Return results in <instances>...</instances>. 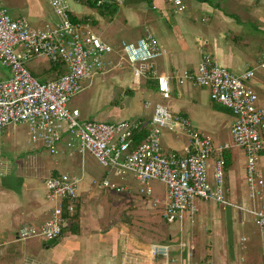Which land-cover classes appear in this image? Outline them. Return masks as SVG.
<instances>
[{
    "label": "built area",
    "instance_id": "1",
    "mask_svg": "<svg viewBox=\"0 0 264 264\" xmlns=\"http://www.w3.org/2000/svg\"><path fill=\"white\" fill-rule=\"evenodd\" d=\"M49 3L55 22L34 27L27 20L13 19L0 1V64L10 71L8 79L0 80V139L8 127L25 125L30 142L42 144L53 156L60 153L64 143L67 149H76L81 155L90 153L108 173L117 177L131 174L143 187L141 194L145 197L153 195L152 181L164 184L162 218L166 223H176L186 216L190 227L196 230L201 217L199 204L214 202L253 216L264 240V177L258 169L260 159L264 158V109L248 85L256 71L264 69V54L255 68L238 75L202 52L196 71H185L178 79L180 85L190 82L209 89L211 100L235 117L230 144L214 145L208 137L191 129L185 117L162 104L154 106L148 126L141 119L113 123L85 121L81 120L79 110L68 108V103L84 90L83 82L92 81L123 62L132 69L135 82L139 83L141 78L154 80L160 96L170 99L171 78L152 68L165 51L148 29L135 42L108 44L81 22L72 20L66 0ZM174 3L176 13L187 10L180 0ZM36 59H45L51 65L63 64L66 72L57 80L40 82L27 67ZM115 59L119 62L115 63ZM163 131L185 137L188 142L182 150L165 152ZM144 132V140L136 144L137 136ZM234 147L246 155L250 209L233 204L225 196L224 154ZM1 159L0 148V165ZM81 182V177L69 174L46 179L45 198L53 205L52 216L40 225H23L16 240L38 238L46 244L56 242L77 209ZM100 187L126 191L108 180ZM125 241L128 245L125 264H157L160 257L170 258L168 245H133ZM185 246L189 255L196 253L193 243Z\"/></svg>",
    "mask_w": 264,
    "mask_h": 264
},
{
    "label": "crops",
    "instance_id": "2",
    "mask_svg": "<svg viewBox=\"0 0 264 264\" xmlns=\"http://www.w3.org/2000/svg\"><path fill=\"white\" fill-rule=\"evenodd\" d=\"M0 1L13 19L27 20L34 27L55 22L49 0ZM66 1L71 17L108 44L115 45L120 39L135 42L144 36L146 28L150 29L159 41L165 55L155 61L152 68L158 74L171 78L172 93L170 99L164 100L157 91L156 82L150 81V87L156 92L151 95L156 99L157 95L161 98L144 106L145 110L151 112L149 116L141 118L147 126L154 106L162 104L173 113L185 117L191 129L201 136L208 137L214 145L229 144L235 117L227 109L212 102L209 89L202 88L207 91L205 102H208L202 105L200 100L203 92L198 89L201 87L190 82L180 85L178 79L185 71H196L202 52L212 55L234 74L240 75L255 68L264 54V0H180L190 10V19L184 12H175V0ZM78 4L90 12L89 16L82 20L70 10V5L78 9ZM121 16L125 21H122ZM196 16L200 17L203 24L208 23V26L195 23ZM162 20L168 24L167 27ZM38 60L28 63L27 67L32 75L35 73L41 77L47 68L37 66ZM9 77V69L0 64V80ZM248 85L257 94L259 106L264 109V69L257 70ZM175 97L181 105L173 101ZM209 100L212 108L209 107ZM204 106L206 108H203ZM183 107L187 111H183ZM16 126H12L13 132L16 131ZM8 129L9 127L0 139V148L7 145L5 136ZM224 132L229 135L228 140H222ZM180 138L182 136L163 131L164 151L182 150L187 143L179 145L175 139ZM62 145L64 143L60 148ZM238 150L241 152L238 153ZM36 156L37 159L39 155ZM226 158L229 163L228 167L224 166L225 196L233 204L250 209L252 203L246 183V155L242 149L234 147L226 152ZM38 161L39 167L44 170L41 160ZM237 161L242 162L245 167L241 175L235 166ZM210 164L213 166L214 160ZM258 169L264 177V158L260 159ZM24 175L22 178H16L10 171L0 169V264H125V253L126 249L128 250L125 240L133 245H168L170 258L167 260L160 257L157 264H264V240L259 234L254 217L244 211L214 202H203L205 205L201 210L202 217L196 230L190 227L185 216L173 224L164 221L168 235L163 228L159 233L144 232L142 238L146 242H140L136 239L134 241L127 224L122 225L127 228H120L121 221L111 218L104 220L106 217L102 209L94 212L92 208L91 211L90 205L87 206L88 203L80 199V202H77L79 233L73 234L68 225L60 240L52 246L45 244L42 247L35 242L38 240L44 243L38 238L27 240L21 246V242L16 240L18 230L25 224L40 225L46 222L51 218L53 208L45 198L46 179H39L37 183ZM57 175L60 173L53 170L49 177ZM210 178L212 179V169ZM81 179L83 182L84 176H81ZM82 182L78 198H82L85 192L90 198L93 197L90 189H82ZM157 229L155 227L154 230ZM190 242L196 249V253L192 255H189L185 246Z\"/></svg>",
    "mask_w": 264,
    "mask_h": 264
},
{
    "label": "rangeland",
    "instance_id": "3",
    "mask_svg": "<svg viewBox=\"0 0 264 264\" xmlns=\"http://www.w3.org/2000/svg\"><path fill=\"white\" fill-rule=\"evenodd\" d=\"M197 1L200 2L201 0ZM184 2L186 1L184 0ZM78 7L77 9L76 7L74 8V5H70V10L74 16L81 20L89 16L90 12L84 9L81 4H78ZM155 14L160 17L159 14ZM184 14L190 19V15H188L190 14L189 9H187ZM122 19V21H125L124 17H122ZM162 22L165 27H167L168 24L165 20H162ZM195 23L205 27L208 26V23L203 24V22H201L199 16L195 17ZM95 30H98L97 27H95ZM121 41V39L118 40L115 45H118ZM37 62V66L47 69L42 73L44 75L41 77L36 76L35 73H33V75L35 74L34 76L38 78L40 82H44L47 78L50 79L52 77V72L49 71L51 67L50 63L45 59H39ZM118 62L119 60L115 59V63ZM150 81L151 80L141 78L139 83L135 82L132 69L127 63L123 62L119 67L105 74L97 75L92 81L83 82L84 90L70 100L68 108L71 110H79L81 120L85 121L92 120L109 123L124 120L135 121L149 116L151 112L145 110L144 106L147 103L152 104L157 102L160 100L159 98H161L157 95L158 99H156V97L151 95L154 89L150 87ZM132 86L139 87V89H133ZM198 89L203 92L200 103L202 105L204 103L208 104L207 101L205 102L207 91L202 88ZM173 101L176 102L177 105H181L176 97ZM209 104V107L212 108L210 100ZM219 107L225 109L222 106ZM183 108V111H187L185 107ZM203 108H206V106ZM15 128L16 131L13 132V127H9L7 135L5 136L7 145L1 148L2 168L0 169L10 171L16 178H22L25 176L24 174H26L27 177L37 183H39V179L50 178L49 175L53 170L60 174H69L79 177L84 176L82 189H90L93 197L90 198L85 192V195H83L82 198H78L76 203L78 200L80 202V199H82L88 203L87 206L90 205L91 211L94 209L95 212L102 209L106 217L104 220L111 218L121 221L120 228H127L126 226H122L123 224H127V229L133 236L134 241L139 240L140 242H146L142 238L144 232L153 234L159 233V231L161 232V228H163L165 234L168 235L166 224L162 218L166 196V187L164 184L159 181H152L150 187L152 188L153 195L151 198L145 197L141 194L143 187L139 182L133 179L131 174L117 177L113 173H108L90 153L87 152L81 155L76 149H67L65 145H62L60 153L57 156H53L41 144H33L30 142L27 126L18 125ZM228 137L229 135L224 132L222 140H228ZM230 140L229 144L232 143V137ZM175 141H177L179 145L188 142L187 139L183 137L178 140L175 139ZM64 151H66L65 154L63 153ZM31 152L34 153L32 154ZM239 152L241 151L238 150V153ZM37 154L39 156L36 159ZM38 160H41L44 170L42 167H39ZM238 161L235 163V166L241 175L245 167L242 162ZM105 180H108L111 185L126 188V191L117 192L114 189L100 187ZM156 200L160 201V204L156 205ZM203 205L205 204H199L201 210L203 209ZM155 227L158 229L154 230ZM35 242L42 245V247L46 244L38 240ZM197 243L199 244L200 241ZM20 245H24V242H21Z\"/></svg>",
    "mask_w": 264,
    "mask_h": 264
},
{
    "label": "trees",
    "instance_id": "4",
    "mask_svg": "<svg viewBox=\"0 0 264 264\" xmlns=\"http://www.w3.org/2000/svg\"><path fill=\"white\" fill-rule=\"evenodd\" d=\"M206 1L207 0H203V2H206ZM115 12H116V9H115ZM72 20L76 22L75 18H72ZM49 71L52 72V77L48 81L57 80L61 75H63L66 72V68L63 64L57 63V64L51 65V67L49 68ZM44 82H47V81L45 80ZM145 136H146V132L139 134L137 136L136 144L143 141ZM224 159H225V167H228L229 161L226 158V153L224 154ZM226 160H227V163H226ZM78 221H79V213H78V210L76 209L74 215L71 217L70 224L68 227L73 234H77L80 231V226L78 225Z\"/></svg>",
    "mask_w": 264,
    "mask_h": 264
},
{
    "label": "water",
    "instance_id": "5",
    "mask_svg": "<svg viewBox=\"0 0 264 264\" xmlns=\"http://www.w3.org/2000/svg\"><path fill=\"white\" fill-rule=\"evenodd\" d=\"M58 240H60V238H58ZM54 243H55V241H51V242L48 243V246H52Z\"/></svg>",
    "mask_w": 264,
    "mask_h": 264
}]
</instances>
